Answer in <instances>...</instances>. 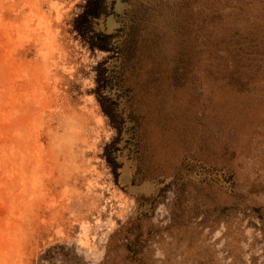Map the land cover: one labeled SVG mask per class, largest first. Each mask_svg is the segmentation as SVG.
I'll return each instance as SVG.
<instances>
[{
  "label": "rangeland",
  "instance_id": "374dc122",
  "mask_svg": "<svg viewBox=\"0 0 264 264\" xmlns=\"http://www.w3.org/2000/svg\"><path fill=\"white\" fill-rule=\"evenodd\" d=\"M87 1L0 0V264H264V0Z\"/></svg>",
  "mask_w": 264,
  "mask_h": 264
},
{
  "label": "trees",
  "instance_id": "16d2710c",
  "mask_svg": "<svg viewBox=\"0 0 264 264\" xmlns=\"http://www.w3.org/2000/svg\"><path fill=\"white\" fill-rule=\"evenodd\" d=\"M103 3H104V0H88L83 16L84 17H97V16H99L100 13L104 11L103 10ZM108 160L113 165L116 163L115 159L112 158L110 155L108 156Z\"/></svg>",
  "mask_w": 264,
  "mask_h": 264
}]
</instances>
